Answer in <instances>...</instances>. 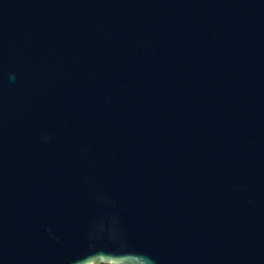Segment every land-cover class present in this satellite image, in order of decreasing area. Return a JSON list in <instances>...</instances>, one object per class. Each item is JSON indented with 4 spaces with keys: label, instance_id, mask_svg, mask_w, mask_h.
<instances>
[{
    "label": "water",
    "instance_id": "water-1",
    "mask_svg": "<svg viewBox=\"0 0 264 264\" xmlns=\"http://www.w3.org/2000/svg\"><path fill=\"white\" fill-rule=\"evenodd\" d=\"M0 264H264V0H0Z\"/></svg>",
    "mask_w": 264,
    "mask_h": 264
}]
</instances>
